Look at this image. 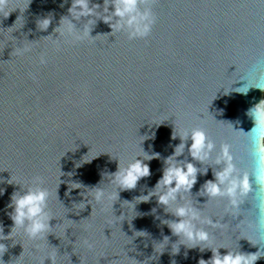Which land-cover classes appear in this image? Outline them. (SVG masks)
<instances>
[{"label": "water", "instance_id": "obj_1", "mask_svg": "<svg viewBox=\"0 0 264 264\" xmlns=\"http://www.w3.org/2000/svg\"><path fill=\"white\" fill-rule=\"evenodd\" d=\"M70 6L71 0H7L0 8V226L8 235L11 196L34 186L37 176L50 194L47 212L54 218L47 238L31 240L17 228L12 239L0 240L6 245L3 264H41L50 255L56 264L209 260L210 249L179 245L162 223L177 218L155 196L137 200L154 188L164 160L180 143L173 132L193 127L215 143L213 160L229 145L235 174H247L250 184L236 210L223 197L207 202L198 192L214 179L216 166L192 161L186 146L177 159L198 168L212 165L184 194L204 217L219 222L202 225L209 241L201 247H223L221 254L264 251V153L258 152L264 129L251 131L248 115L264 100V90L255 88H264V0H151L156 23L147 40H129L124 32L107 35L111 29L102 21L92 37L57 38L54 29ZM48 16L49 28L39 30L38 20ZM23 48L29 51H16ZM248 88L247 94L237 92ZM153 132L154 138L144 140ZM143 151L159 154L145 161L151 175L135 189H117V196L105 174L117 170L118 160L124 166ZM70 182L81 188L69 192L77 186ZM96 186L108 195L87 204L80 193ZM255 264H264V257Z\"/></svg>", "mask_w": 264, "mask_h": 264}, {"label": "clouds", "instance_id": "obj_2", "mask_svg": "<svg viewBox=\"0 0 264 264\" xmlns=\"http://www.w3.org/2000/svg\"><path fill=\"white\" fill-rule=\"evenodd\" d=\"M150 2L151 0H103V4L101 5L100 3H93V0H71L68 15L60 19L59 26L54 29V32L58 34L57 38L61 36H68L74 39H81L84 36L92 37L90 35L91 31L98 21H102L111 29V32L107 35L112 36L113 33L124 32L127 34L129 40H147L156 23V16L151 7L148 6ZM6 3L7 0H0V8ZM141 5L145 6L142 8ZM81 21H86V23L78 28L77 23ZM51 22V16L38 20V29L46 31ZM16 51L27 52L29 49H16ZM40 62H46L43 56ZM249 88L246 91L237 92L247 94ZM255 88L264 90V88L259 86ZM248 115L254 120V127L251 131L264 129V100L251 108ZM154 136V132L151 133V136L145 134L144 140L154 138ZM177 137H179L180 143L174 147L172 155L164 160L161 178L147 195H142L137 200L139 202H148L155 196L157 203L164 206L167 213L177 218L171 221L163 220L162 223L167 225L173 235L179 237L181 241L179 245H185L189 249L200 246L201 251L205 248L211 250V258L207 261L201 259L199 264H255L258 259L264 257V251L245 254L230 250L226 254H221L219 249L223 247H201L202 245H207L209 241V233L202 225L208 224L218 227L219 222L204 217L202 209L190 200H187L184 194L191 193V190L197 183V175H206L208 167H212V165L209 164L208 167L198 168L195 163L190 162L187 158L183 160L177 158L184 155L187 146L188 155L192 161L199 162L201 165H204L206 161H212L216 166L215 168L212 167L214 179L207 180L202 185L198 195L206 196L208 198L207 202L216 197L226 198L230 210L238 209L241 203L239 197L245 195L250 190L248 175L238 176L235 174L236 168L230 153V146L227 144L221 146L219 153L213 160L216 145L208 137L204 129L193 127L185 130L180 135L173 132L172 139L175 140ZM189 140L191 141L190 145L188 144ZM143 152L145 155L135 156L124 166H121L118 160L117 170L114 173L105 174L107 175L108 182L116 186L117 196L119 195L117 189L120 191L135 189L142 178L151 175L149 165L145 161L158 158L159 154L153 153L149 155L145 151ZM258 152L264 153V147H258ZM87 162H91V160ZM82 164L77 163L75 166L78 168ZM7 183L12 184V179L8 180ZM42 184V178L37 176L33 179L34 186L21 187L20 191H15L12 194L7 207L12 209L8 215L13 222V226L8 235L3 234V227L0 226V240L12 239L14 231L17 228L22 229L31 240L47 238L50 230L53 228L50 225V221L54 218L47 212L50 194L46 188L41 186ZM70 184L77 186H68L69 192L73 189L81 188L80 183L70 182ZM86 189L89 191L83 195L81 192L80 195L90 205L93 201L96 203L101 202L108 195L105 189L98 186ZM3 191V189H0V195L3 194ZM180 201H183V203H180ZM81 203L85 207V203ZM164 240L168 241V238L165 237ZM83 243L89 249L93 247L87 240ZM5 251L6 245L0 243V255ZM178 251L179 246L173 253H177ZM45 260L51 261V264H56L55 255L46 256L41 264H44ZM0 264H3L2 260H0Z\"/></svg>", "mask_w": 264, "mask_h": 264}]
</instances>
